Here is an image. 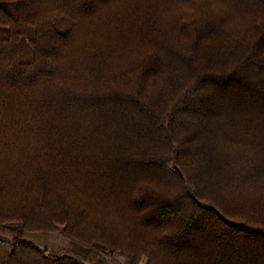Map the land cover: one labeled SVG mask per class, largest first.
<instances>
[{
	"label": "trees",
	"instance_id": "trees-1",
	"mask_svg": "<svg viewBox=\"0 0 264 264\" xmlns=\"http://www.w3.org/2000/svg\"><path fill=\"white\" fill-rule=\"evenodd\" d=\"M0 50V264H264V0H0Z\"/></svg>",
	"mask_w": 264,
	"mask_h": 264
},
{
	"label": "rangeland",
	"instance_id": "rangeland-1",
	"mask_svg": "<svg viewBox=\"0 0 264 264\" xmlns=\"http://www.w3.org/2000/svg\"><path fill=\"white\" fill-rule=\"evenodd\" d=\"M25 60L28 59V55L25 56ZM19 225L16 223H8L2 229L0 228V238L10 239L14 237L15 231L18 230ZM23 238L39 248H45L54 253L57 256H73L76 258H83L88 252V248L68 240L56 233L42 234L37 232H24ZM104 258L108 264H126L123 258L111 254L109 252H103ZM141 261L140 264H144Z\"/></svg>",
	"mask_w": 264,
	"mask_h": 264
},
{
	"label": "snow or ice",
	"instance_id": "snow-or-ice-1",
	"mask_svg": "<svg viewBox=\"0 0 264 264\" xmlns=\"http://www.w3.org/2000/svg\"><path fill=\"white\" fill-rule=\"evenodd\" d=\"M6 55L7 54L3 50H0V86H2L5 83L7 76H8V72L5 71L3 68V63L6 60ZM189 95L190 96L197 95L196 89H193L192 92L189 93ZM199 102L212 105V104L222 103L223 99L218 94H216L214 91L209 90L203 93L202 95H200Z\"/></svg>",
	"mask_w": 264,
	"mask_h": 264
}]
</instances>
